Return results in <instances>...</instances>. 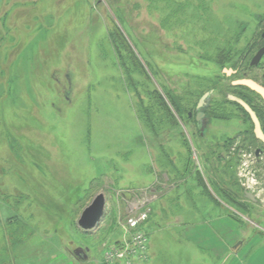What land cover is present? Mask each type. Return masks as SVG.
Masks as SVG:
<instances>
[{
    "label": "rangeland",
    "instance_id": "obj_1",
    "mask_svg": "<svg viewBox=\"0 0 264 264\" xmlns=\"http://www.w3.org/2000/svg\"><path fill=\"white\" fill-rule=\"evenodd\" d=\"M176 1L190 3L184 22L196 15L187 29L174 22L163 30V15L144 3L138 12V0H2L0 264H101L104 246L122 235L127 201L143 194L155 196L145 264H264V160L250 164L264 146L244 141L254 138L251 121L224 102L226 111L209 117L201 135L196 93L177 119L158 121L165 111L158 96L168 104L182 83L169 74L194 67L160 72L138 43L140 29L166 61H185L174 41L196 49L190 28L204 15L214 32H241L238 48L252 38L264 45V0ZM117 24L136 60L138 50L147 60L148 77L132 61L122 67L108 36ZM178 30L188 37L179 40ZM224 68L212 99L223 102L245 74L264 86V57L250 70ZM147 108L155 127L143 117ZM99 192L104 217L85 233L77 220Z\"/></svg>",
    "mask_w": 264,
    "mask_h": 264
},
{
    "label": "trees",
    "instance_id": "obj_2",
    "mask_svg": "<svg viewBox=\"0 0 264 264\" xmlns=\"http://www.w3.org/2000/svg\"><path fill=\"white\" fill-rule=\"evenodd\" d=\"M143 3L146 5V10H148L150 13L152 12V10H158L163 15L162 21H161L162 22L161 27L165 31L168 30L167 28H169L172 23L174 24V22H176L178 26L180 27L183 26L185 27V29H187L186 24L188 20L192 21L196 17L194 13H190L189 16L191 17L187 18L188 20L185 19V22H184L183 13H186L185 11L186 9H188L187 5L190 4L187 1L179 3L176 0H144V1L138 0V12L141 9L140 7L144 6ZM121 7H123L122 4H121ZM133 9H137V6L134 5ZM201 16L203 19V23L201 22L198 24L195 23L192 25V28H190V32H192L193 34H195V36H197V38H199L198 40L199 43L197 45L198 47L195 46L197 50L193 48L192 46H184L183 42H178V44L176 45L177 40L174 41V45H173L174 51H176L177 54L186 57L185 61H182L180 63L178 62L180 59L173 60V61H168V60L166 61L162 57V50H161L162 47L159 46L160 49H156L158 46L155 44H151L150 46L146 45L149 39L151 40L153 36L147 35L148 38L150 37L149 39H147L145 38V35L141 32L142 30L139 29L138 43L144 46L145 53L154 62L153 63L154 66H156L160 72H161V67L163 68V66L164 67L168 66L171 69L175 68V70L180 69L178 67H181L183 65H189V64H190V68L194 67V70L193 69L191 70L180 69L179 73L178 72L177 73L174 72L175 74L168 73L169 77L171 78L177 77V80H176L177 83L179 82L178 80L179 78L181 80L180 82L182 83L180 84V87H177V89H173L171 92H169L168 96L170 100L168 104L165 103L164 101L165 99H162V97L158 96L159 100L164 102L165 104L163 105L160 102L162 106V110H165V111H162L163 113H161L160 116L158 117V121L159 120L164 121L165 119L169 120V119H174V118L177 119V116L181 115L185 111V106L183 104L184 100L192 102L193 95L191 93H196V96L199 100L204 92L210 89H214V92H215V90H217V87H218L217 84H219L217 80L219 79V77H221V74L219 73L216 74L217 70L219 71L221 68H224V67L237 69V66L240 68L245 67L246 70L247 69L250 70V69H253L254 67V66H250V60H248L249 62H247V58L249 57L250 53L254 51L256 52L262 46V45L261 46L259 45V43L261 42H258V43L254 42L252 38L250 41H248L245 48L240 49L238 48V45L240 42L241 32H237V31L233 32L230 29H226V31L224 32H214L213 29L210 28L208 25V22H210V20L204 15H201ZM139 27H140V24H139ZM122 30L123 29L119 27V24H117L115 25L114 30L108 34L110 41L114 45V48L118 49L117 54L121 61L122 67H124L125 70L127 71L125 64H130L132 61L133 65L138 69V75H142L143 77L145 76L148 77L147 76L148 70L147 68H145L144 63H143L144 61L147 64V60H144L139 50H138V59L136 60V56L132 54V51H133L132 47L129 41L127 40V38L125 37V34ZM205 34H208V35L205 36ZM178 35L180 36L179 40H182L188 37L186 32L184 33L183 31H179V30H178ZM202 35H203V38H201ZM168 47L169 46L164 47L163 49L168 48ZM171 47L172 46H170V48ZM254 47L256 48L252 50ZM124 50L125 51L128 50L127 53H125L126 54L125 56L120 53L121 51H124ZM171 51H173L172 48H171ZM127 60H130V61L127 63ZM158 60H162L163 62H159ZM196 69L206 70V72L198 71ZM239 73L240 72L238 71L237 76ZM244 76H245L244 78H247L246 74ZM127 80L129 83L133 84L129 76ZM238 87H241L243 90L249 92V94H240V93L234 92L233 90L237 89ZM231 89L232 90L229 91L230 93H233L243 98L257 112V115L261 120L262 127L264 130V100L261 98V96L257 94L256 92L252 91L251 89L245 86H242V85H233ZM227 93H225V99L223 100V102L212 99L211 97L208 106L205 108V113L207 117H212V116L217 117V114H219L222 111H226V110H223L224 105H222V103L225 102V103H231L237 106V108L241 109L251 121L248 113L240 105L232 101H229L226 98ZM187 95L189 96L188 98H186ZM198 100L194 101L195 109H196ZM142 113H144L143 117L147 119V121H149L150 123H153V127H155L154 121H152L153 114L155 113L151 111V108H147L146 110L143 109ZM189 113H190V110L187 112L188 118L190 117ZM225 143L228 144L229 142L225 141L222 145H225ZM250 143L254 144V141L252 140L250 141ZM217 145H219V143ZM185 173H187V168L184 170V174ZM197 174L199 175L200 173H197ZM29 235H30V232H29ZM17 240L19 239L16 238V241Z\"/></svg>",
    "mask_w": 264,
    "mask_h": 264
},
{
    "label": "water",
    "instance_id": "obj_3",
    "mask_svg": "<svg viewBox=\"0 0 264 264\" xmlns=\"http://www.w3.org/2000/svg\"><path fill=\"white\" fill-rule=\"evenodd\" d=\"M262 37H264V32L262 33ZM263 56H264V45L261 46L252 56L250 60V66H258ZM223 71L227 75H230L235 72L231 68L230 69L225 68ZM232 84L245 86L251 89L252 91L256 92L257 94H259L261 98L264 100V86L260 85L256 81L248 78H243L233 81ZM213 92L214 89H210L205 93H203V95L200 97L197 103L196 121L198 126H200L201 131H204V129L207 127V120L204 119L205 113L203 109L208 105ZM226 98L229 101H232L240 105L248 113L253 123V131L255 137L264 144V131L262 129L261 121L257 115V112L252 108V106L247 101H245L243 98L233 93H227ZM249 195L252 200H255L254 195L252 194ZM105 208H106V197L103 192H99L93 197L90 204L87 207H85V209L80 214L77 220L78 227L81 228L83 231H91L95 229L101 223V220L104 217ZM241 244L242 243L239 242L234 248H232V251L236 252Z\"/></svg>",
    "mask_w": 264,
    "mask_h": 264
},
{
    "label": "built area",
    "instance_id": "obj_4",
    "mask_svg": "<svg viewBox=\"0 0 264 264\" xmlns=\"http://www.w3.org/2000/svg\"><path fill=\"white\" fill-rule=\"evenodd\" d=\"M141 197L128 204L120 223L122 235L115 243L105 245L101 264H145L149 261L150 237L144 224L155 196L143 194Z\"/></svg>",
    "mask_w": 264,
    "mask_h": 264
},
{
    "label": "flooded vegetation",
    "instance_id": "obj_5",
    "mask_svg": "<svg viewBox=\"0 0 264 264\" xmlns=\"http://www.w3.org/2000/svg\"><path fill=\"white\" fill-rule=\"evenodd\" d=\"M264 38V37H263ZM209 104V103H208ZM208 106V105H207ZM206 106V107H207ZM205 107V108H206ZM205 108L203 109V111H204V113H205ZM197 111V110H196ZM189 116L191 117L192 116V112L191 113H189ZM209 117H207V115H206V113H205V116H204V119L205 120H207ZM260 119V118H259ZM195 121H196V117H195ZM261 121V120H260ZM196 123H197V121H196ZM198 125V124H197ZM207 125H208V121H207ZM261 125H262V123H261ZM199 127V130H200V126H198ZM207 128V127H206ZM205 128V129H206ZM205 129H204V131H205ZM262 129H263V127H262ZM204 131H201L200 130V134L201 135H204ZM264 131V130H263ZM253 134H254V131H253ZM251 140H253L254 141V143L258 140L256 137H255V134H254V138L252 137V138H247V139H245L244 141H251ZM258 141H260V140H258ZM261 142V141H260ZM262 143V142H261ZM263 144V143H262ZM263 146H264V144H263ZM254 155L255 156H253L252 157V155L250 154V157H251V160H250V164H251V167H252V165L253 164H255L256 162H260V160L261 159H263L264 160V147H262V148H257L256 150H255V152H254ZM261 155H262V157H261ZM255 167V166H254ZM254 169V168H253ZM252 169V177H253V179H252V181L254 182V184H257L258 183V181H257V179H255V177H256V174H255V170H253ZM254 171V172H253ZM257 178V177H256Z\"/></svg>",
    "mask_w": 264,
    "mask_h": 264
},
{
    "label": "crops",
    "instance_id": "obj_6",
    "mask_svg": "<svg viewBox=\"0 0 264 264\" xmlns=\"http://www.w3.org/2000/svg\"><path fill=\"white\" fill-rule=\"evenodd\" d=\"M2 2V0H0V3ZM156 180H157V178H156Z\"/></svg>",
    "mask_w": 264,
    "mask_h": 264
}]
</instances>
